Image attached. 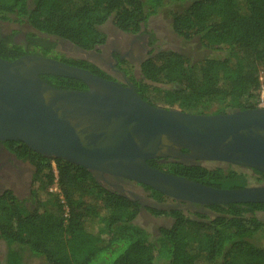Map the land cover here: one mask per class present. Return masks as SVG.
I'll list each match as a JSON object with an SVG mask.
<instances>
[{
	"label": "trees",
	"instance_id": "trees-1",
	"mask_svg": "<svg viewBox=\"0 0 264 264\" xmlns=\"http://www.w3.org/2000/svg\"><path fill=\"white\" fill-rule=\"evenodd\" d=\"M183 3L170 14L172 31L185 40L197 37L200 46L216 55L192 61L178 51L161 52L140 64L142 78L135 91L160 108L185 110L203 101H224L212 113L257 107L264 71V0H0V18L25 22L34 30L68 41L82 50L103 44L101 26L109 18L122 31L136 32L165 4ZM33 50L0 36V58L24 54L49 56L54 44L32 42ZM40 53H37L38 51ZM108 78L85 59H59ZM63 89L86 90L81 80L41 75ZM17 158L34 166L37 187L30 201L11 189L0 192V239L7 246L4 264H25L23 251L46 264H264V202L213 204L208 213L182 208L146 207L153 216L167 215L172 223L150 233L135 222L141 203L102 185L85 167L52 159L23 142L4 140ZM186 151V149H182ZM161 171L218 188L247 186L246 174L231 164L188 165L170 157L148 159ZM264 182V173L250 169ZM157 203L162 193L140 184ZM56 186L57 192L50 190ZM31 202V205H29ZM184 203V202H183Z\"/></svg>",
	"mask_w": 264,
	"mask_h": 264
},
{
	"label": "water",
	"instance_id": "water-1",
	"mask_svg": "<svg viewBox=\"0 0 264 264\" xmlns=\"http://www.w3.org/2000/svg\"><path fill=\"white\" fill-rule=\"evenodd\" d=\"M41 75L78 79L87 89L57 88ZM0 140L20 141L44 157L83 166L102 185L144 184L187 207L264 202V184L218 188L147 163L170 157L188 165L216 162L264 173V108L213 114L160 108L129 83L48 56L0 58Z\"/></svg>",
	"mask_w": 264,
	"mask_h": 264
},
{
	"label": "rangeland",
	"instance_id": "rangeland-1",
	"mask_svg": "<svg viewBox=\"0 0 264 264\" xmlns=\"http://www.w3.org/2000/svg\"><path fill=\"white\" fill-rule=\"evenodd\" d=\"M183 3H172L163 5L157 13L150 16L143 29L146 30L149 36H153L151 49L147 53H151L155 55L156 53L161 52H169V51H178L187 57H189L192 61H197L204 57L214 56L216 52L208 51L203 49L200 46L199 40L197 37H194L189 40H185L183 37L175 34L171 29V18L170 14L173 11L181 10ZM2 19V18H1ZM0 28L5 32H10L12 30H18L15 24L11 22H3L0 20ZM101 30L106 34L107 42H116L117 45H122L123 47H128L130 43L131 35L119 32L115 25L113 24L112 18H109L105 23L102 24ZM41 38L54 42L55 50L54 56L59 59H85L98 67L102 68L106 73H111L108 70L107 65L100 63L99 60V52L96 51H86L77 48L72 45L68 41L63 39L56 38L54 36L41 35ZM23 40V38H21ZM136 48H134L135 50ZM138 51V50H137ZM145 53L141 54L135 60L133 64L129 65V71L132 74L139 76V72L137 70V64L145 57ZM136 64V65H135ZM260 80H264V71H260L259 73ZM226 107L224 101L211 100V101H203L202 103L197 104L196 106L187 108V111L193 112H203V113H212L216 110H220L221 108ZM7 160L14 161L11 157L7 156ZM216 162H206L203 163L206 167H213ZM34 166L28 161H14L10 166L2 167L0 171V192L4 189H11L17 196L21 198H26L30 201V189L32 187H37V182H33L32 176L34 172ZM242 170L246 174L247 185H259L264 184V182L260 179L258 174L252 172L249 168H238ZM109 188L116 190L122 194H125L131 198L137 199L141 203L140 213L135 219V222L141 227L145 228L151 237H155L157 235V231L160 227L165 225H170L172 222L171 217L167 215L161 216H153L146 210V207H155L158 206L159 203L155 202L149 196V193L138 183L128 181V180H112V185ZM52 189L54 188L51 187ZM54 192L58 190L53 189ZM183 203V202H181ZM161 204V203H160ZM31 205V202H29ZM187 204H180L174 201H164L162 202L161 208L170 209V208H182L184 211L190 210H201L200 208L187 207ZM206 211V209H202ZM210 217H213L215 214L213 212L208 213ZM258 217L264 221V213L258 212ZM258 243L264 246V235L258 236ZM7 250V246L3 240L0 239V264H4L5 253ZM23 260L25 264H46L44 259L40 256H36L31 254L28 250L23 251Z\"/></svg>",
	"mask_w": 264,
	"mask_h": 264
},
{
	"label": "flooded vegetation",
	"instance_id": "flooded-vegetation-1",
	"mask_svg": "<svg viewBox=\"0 0 264 264\" xmlns=\"http://www.w3.org/2000/svg\"><path fill=\"white\" fill-rule=\"evenodd\" d=\"M0 20L3 22H9V23L11 22L12 24H15L17 27H19L18 30H12L10 32H5L3 29L0 28V36L3 39L11 40L13 43L21 45L26 51L33 50V46L29 43V40H28V35L30 34L33 35L31 36V38H34L32 42H35L36 44H41V41H48L54 44V42L43 39L41 38V36L38 35V34H41V35H47V34L34 30L29 24L25 22L20 23V22L14 21V17L12 16L9 19L0 18ZM145 23L142 24L140 29L136 32L122 31L121 29L115 26V28L119 32L131 35V37H133L130 43L128 44L127 48L123 47L122 45H117V43L114 41L107 42V40H105L103 44L99 46H95L93 49L86 50V51H94L96 54H98L97 52L100 51L99 52L100 63L106 64L108 70H110L111 72V73H106L101 68L107 75L108 77L107 79L117 81L124 86L128 85L129 83L133 86L134 90H135L134 80L138 81L142 78L141 73H140L141 62L145 58L154 56L151 53H147L151 49V45H152L151 41H152L153 36H149L146 30L143 29V26L145 25ZM47 36H50V35H47ZM21 38H23V40ZM53 47H54L53 50H55V44ZM134 48L136 49L134 50ZM36 51H38V49ZM37 53H40V51H38ZM142 53L143 54L145 53L146 56L141 61H139L137 64V70L139 72V76H137L136 73L132 74L129 71L128 66L133 64L135 60L137 61V58L141 56ZM48 55L53 57L54 51L52 53H49ZM3 141L4 140H0V171L2 170V167L10 166V164H12V162H14L15 160L23 161L17 158L12 152H10L7 149V147L4 145ZM7 156L11 157V159L14 161L7 160L6 158ZM165 201H173V200L167 198L165 199ZM180 204H183V203H180ZM196 211L203 213V210H195V212ZM204 213H211V211L206 209ZM165 226L168 227L169 225H165Z\"/></svg>",
	"mask_w": 264,
	"mask_h": 264
},
{
	"label": "built area",
	"instance_id": "built-area-1",
	"mask_svg": "<svg viewBox=\"0 0 264 264\" xmlns=\"http://www.w3.org/2000/svg\"><path fill=\"white\" fill-rule=\"evenodd\" d=\"M257 107H262L264 108V83L262 82L261 86H260V90H259V95H258V99H257ZM53 189H57L56 186H54ZM52 188H50V190H53Z\"/></svg>",
	"mask_w": 264,
	"mask_h": 264
}]
</instances>
